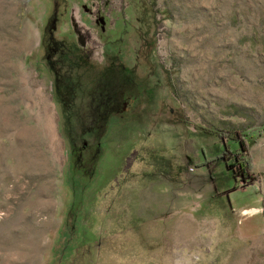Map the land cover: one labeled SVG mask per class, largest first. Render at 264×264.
I'll return each mask as SVG.
<instances>
[{
	"label": "rangeland",
	"instance_id": "obj_1",
	"mask_svg": "<svg viewBox=\"0 0 264 264\" xmlns=\"http://www.w3.org/2000/svg\"><path fill=\"white\" fill-rule=\"evenodd\" d=\"M0 264H264V0H0Z\"/></svg>",
	"mask_w": 264,
	"mask_h": 264
},
{
	"label": "trees",
	"instance_id": "obj_2",
	"mask_svg": "<svg viewBox=\"0 0 264 264\" xmlns=\"http://www.w3.org/2000/svg\"><path fill=\"white\" fill-rule=\"evenodd\" d=\"M206 132L211 133V134H216L218 137L224 136L225 135L224 133H230L232 136L229 138L237 142L238 146H242L241 144L242 142L240 140H237V139H240V137L238 134H236V132H231L230 130H223V129L216 128V127H213L211 130H206Z\"/></svg>",
	"mask_w": 264,
	"mask_h": 264
},
{
	"label": "flooded vegetation",
	"instance_id": "obj_3",
	"mask_svg": "<svg viewBox=\"0 0 264 264\" xmlns=\"http://www.w3.org/2000/svg\"><path fill=\"white\" fill-rule=\"evenodd\" d=\"M120 68H123V69H125V70L127 69V68H124V67H120ZM124 72H125V71H124ZM55 73H57V70L55 71ZM125 74H126V73H125ZM73 89H74V88H73ZM73 89H72V90H73ZM73 98H74V97H73ZM73 98H72L71 100H73Z\"/></svg>",
	"mask_w": 264,
	"mask_h": 264
},
{
	"label": "bare ground",
	"instance_id": "obj_4",
	"mask_svg": "<svg viewBox=\"0 0 264 264\" xmlns=\"http://www.w3.org/2000/svg\"><path fill=\"white\" fill-rule=\"evenodd\" d=\"M93 38V37H92ZM82 39H83V37H82ZM87 40V39H86ZM91 42V41H90Z\"/></svg>",
	"mask_w": 264,
	"mask_h": 264
}]
</instances>
